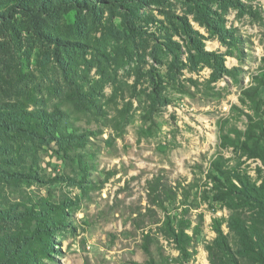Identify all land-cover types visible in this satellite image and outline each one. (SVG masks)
<instances>
[{
  "label": "rangeland",
  "instance_id": "374dc122",
  "mask_svg": "<svg viewBox=\"0 0 264 264\" xmlns=\"http://www.w3.org/2000/svg\"><path fill=\"white\" fill-rule=\"evenodd\" d=\"M240 1L252 13L0 0V103L16 104L0 112V264H212L213 218H225L223 260L264 264V209L217 199L208 182L220 171L250 188L264 180V0ZM155 175L189 190L167 206L190 220L188 260L139 215ZM234 219L255 228L253 249Z\"/></svg>",
  "mask_w": 264,
  "mask_h": 264
},
{
  "label": "trees",
  "instance_id": "16d2710c",
  "mask_svg": "<svg viewBox=\"0 0 264 264\" xmlns=\"http://www.w3.org/2000/svg\"><path fill=\"white\" fill-rule=\"evenodd\" d=\"M183 1L191 2L197 6L202 4V2L220 1L221 3L237 8L240 13H252L251 5L240 0ZM258 84L260 85L261 82H259ZM15 106V103L1 102L0 112L2 110H7ZM50 115H52V113L48 112L47 110H41L40 112H38L36 116L39 120V124H49L47 123V120ZM255 126L256 125H250V127L248 128V132H253ZM262 134L264 135V130H262ZM60 135L66 139H71L70 137H74V134L72 133H60ZM220 173L222 174H220L221 176H217L213 173H208V182H211L210 189L215 191V196L217 199H221L224 197L243 199L251 198L257 202V205L260 206V209H264V180L258 188H250L241 181V177L239 175L232 177L229 175H225L223 171H220ZM236 181H238L240 185ZM180 186L181 183L179 181L173 185L169 183L167 178L163 175H155L152 178L147 179L145 183L147 205L144 208L145 212L142 213L140 211L139 215L148 217L150 223L156 224L158 226L159 231L170 236L175 244L176 249L182 257L181 259L188 260L192 253L190 250V246L193 240L192 234H189L186 231V229L190 226V220L184 217H180L179 219H177L176 217L171 216V213L167 208L168 205L178 201L179 196L181 197V200L187 199L189 197V190L187 188L182 187L183 190L179 193V189L181 188ZM157 211H159L161 215L160 217H158ZM224 220L225 218H213L212 220V229L216 233L215 238L208 246V250L210 252V255L212 256V260H214L212 261V264H228L227 261L222 259V257H225L231 252L227 237L221 229V224ZM233 222L235 230L237 231L238 237L240 238L241 242L246 248L253 249V244H255L254 235L256 236L255 228H250L244 225V223L240 219H234ZM142 223L144 224V221ZM143 239L145 241L143 246L147 251L148 243L150 242V235L148 232L143 233Z\"/></svg>",
  "mask_w": 264,
  "mask_h": 264
}]
</instances>
